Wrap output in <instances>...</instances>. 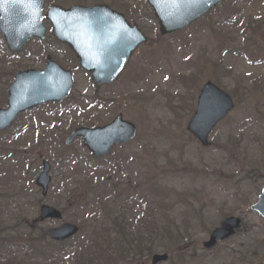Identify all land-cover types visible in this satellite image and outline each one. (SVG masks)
<instances>
[{"label": "rangeland", "instance_id": "374dc122", "mask_svg": "<svg viewBox=\"0 0 264 264\" xmlns=\"http://www.w3.org/2000/svg\"><path fill=\"white\" fill-rule=\"evenodd\" d=\"M52 4H105L137 25L148 43L136 49L114 84L96 88L68 48L53 39L48 23L46 40L41 45L31 40L20 54L10 53L0 37V108L15 72L40 70L47 56L74 79L66 101L22 114L0 134V236H17L9 252L0 255V264H45L49 255L55 264H71L70 256L56 258L53 251H71L90 236L85 214L96 207L84 212L73 197L97 192L107 202L118 194L105 188L107 180L128 184L121 192L128 208L121 216V233L137 237L140 250L154 236L157 247L148 256L131 255L119 264H150L152 255L164 253L168 260L160 264H264V220L249 211L264 182V0H228L194 25L163 38L143 0H46L44 10ZM258 59L263 63L250 65ZM206 81L230 94L235 108L209 136L211 147L202 149L185 126ZM85 100L94 113L76 105ZM73 105L75 112L69 110ZM117 114L134 124L136 137L106 158L93 159L80 139L64 145L73 128L101 126ZM42 160L50 164L51 177L44 200L34 185ZM114 167L123 174L114 173ZM42 203L59 207L63 222L84 223L82 233L61 247L40 239L42 230L59 223L45 222L28 233L25 227ZM227 216L240 217L241 229L214 249L203 250L209 233ZM107 223L105 229L110 228ZM31 236L36 243L27 240ZM41 245L33 258L27 246Z\"/></svg>", "mask_w": 264, "mask_h": 264}, {"label": "water", "instance_id": "95a60500", "mask_svg": "<svg viewBox=\"0 0 264 264\" xmlns=\"http://www.w3.org/2000/svg\"><path fill=\"white\" fill-rule=\"evenodd\" d=\"M152 9L158 22L160 36L178 32L194 21L202 18L210 10L226 0H144ZM44 0H0V34L7 48L14 53L21 52L30 38L44 40L46 29L42 25L45 18L54 38L69 46L79 61L81 69L90 74L96 86L111 85L125 68L131 53L146 42L137 26H130L121 14L105 5L61 9L51 6L43 15ZM73 86L72 75L63 70L50 58L41 71L18 72L8 88L7 108L0 109V132L7 129L16 116L28 109L45 103H58L65 99ZM231 97L212 82L200 88L195 111L186 125V131L202 147H208V135L233 109ZM134 125L123 121L118 115L110 124L96 129L74 130L65 141L69 145L81 137L83 145L94 157L107 155L113 146L127 143L135 137ZM49 165L42 163V171L35 184L45 197L50 182ZM250 210L264 219V185L257 201ZM60 220L61 213L42 205L39 215L32 223L44 220ZM240 226V219L226 218L203 243L205 249L213 248L217 241H224L234 235ZM78 228L63 224L49 230L46 235L53 241L61 242L73 237ZM166 260L165 255H155L151 264Z\"/></svg>", "mask_w": 264, "mask_h": 264}, {"label": "trees", "instance_id": "16d2710c", "mask_svg": "<svg viewBox=\"0 0 264 264\" xmlns=\"http://www.w3.org/2000/svg\"><path fill=\"white\" fill-rule=\"evenodd\" d=\"M251 166V165H250ZM251 168H253L251 166ZM108 181V182H107ZM105 181V188L112 189L114 195L116 196H110L109 202L112 203L108 205L105 202H101L102 196L98 195L97 192H94V196L92 197V193L88 191H84L78 196H74V203L80 206L84 212L86 209L95 207L94 212L87 213V216L85 217L84 223L90 227V232L88 235L89 237H85V240H82L79 242L78 246H74L72 250H65L61 249V251L55 250L53 253H55V257L58 256H70L71 258V264H119L123 263L126 258H130L131 255L133 256H143V255H149L152 251L156 250L157 247H154L153 237H150L151 241L149 242V245L147 247L142 246L141 250L139 249L141 247V243H139L138 238L134 237L132 239H129L126 235H123L121 233V228H123V222L124 220L121 218L123 216V212L126 211V200L122 199L123 196L121 192H123V189L127 186V184H114L110 183L109 180ZM93 191V190H92ZM126 196V195H125ZM112 199V200H111ZM126 199H128V196H126ZM95 200H97L95 202ZM113 209H110L108 207H113ZM107 209V214L105 213V209ZM108 222V223H107ZM82 223V224H84ZM108 224L110 228L105 229L103 224ZM82 224H80V233H82L81 228L83 227ZM142 224H145L142 223ZM146 225L154 226V224H150L146 222ZM15 227V226H12ZM37 228H40L39 226H32L31 224L27 225L25 227V230L28 233H32ZM15 229L11 230L14 231ZM10 231V232H11ZM110 231V232H109ZM151 231H153L151 229ZM109 232L108 236L106 235ZM9 233V232H8ZM152 236V233H150ZM3 236V235H2ZM27 236V235H26ZM25 236V238H26ZM83 236V235H82ZM147 236V235H146ZM17 237V236H16ZM16 237H10L8 235H4L1 239L0 236V255L5 252H9V248H12L11 242L16 239ZM31 238V239H30ZM29 239H27L30 242L36 243L35 240H32V236ZM40 239L42 241H45V244L49 247H55V246H63L64 243H54L49 241L43 231L40 233ZM109 240V244L108 243ZM65 245V244H64ZM108 245V246H107ZM28 250L32 253L31 255L33 258L35 257V254L33 252L40 251L43 249V245L36 246L34 248L27 246ZM156 248V249H155ZM26 249V248H25ZM27 253V249L25 251ZM52 253V254H53ZM44 258V257H43ZM52 255H49V258H45V264H55V262L52 260ZM52 260V261H51ZM28 261V260H27ZM54 262V263H53ZM30 263V262H29Z\"/></svg>", "mask_w": 264, "mask_h": 264}]
</instances>
